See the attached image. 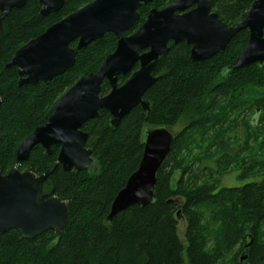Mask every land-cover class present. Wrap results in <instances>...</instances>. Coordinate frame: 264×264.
I'll use <instances>...</instances> for the list:
<instances>
[{
  "label": "trees",
  "instance_id": "1",
  "mask_svg": "<svg viewBox=\"0 0 264 264\" xmlns=\"http://www.w3.org/2000/svg\"><path fill=\"white\" fill-rule=\"evenodd\" d=\"M94 1L68 0L60 12L43 17L39 0H28L3 22L1 174L18 168L43 175L58 162L59 148L53 147L48 155L38 146L27 162L18 165L17 150L46 123L51 109L67 91L98 72L116 51L118 39L107 34L77 51L75 66L49 85L20 87L16 68H7L8 64L20 48L47 28ZM177 1L153 0L143 5L138 11L140 20L126 35L134 34L152 10ZM210 1L212 12L229 27H236L256 0ZM249 35L248 30L242 31L224 52L200 63L191 60V47L186 43H171L169 54L160 59L153 73L156 84L144 96L151 104L150 116L138 106L114 128L110 113L101 111L99 118L82 128L88 134L87 148L93 152L94 167L76 173L65 172L59 165L44 186L45 193L54 191L68 205L64 231H49L34 240L16 231L5 234L0 242V264H184L185 256L189 264H226L238 247L234 264H264V66L231 70ZM127 79L120 77L119 86ZM110 92L106 81L101 95ZM247 114L251 115L249 121ZM180 123L185 128L175 134L172 151L157 174L156 201L145 208L131 207L107 223L117 194L140 166L145 128L172 130ZM240 129L246 133L245 143L235 150L230 141L238 139L229 134ZM205 145L206 160L215 161L216 172L211 167L194 170L197 161L204 162L195 152ZM253 150H257L254 158ZM233 167L245 184L220 188V178ZM178 171L183 172L182 177L173 187ZM179 219L187 223L185 242L178 234ZM245 253L248 259L241 263Z\"/></svg>",
  "mask_w": 264,
  "mask_h": 264
},
{
  "label": "water",
  "instance_id": "2",
  "mask_svg": "<svg viewBox=\"0 0 264 264\" xmlns=\"http://www.w3.org/2000/svg\"><path fill=\"white\" fill-rule=\"evenodd\" d=\"M67 1L39 0L41 16L57 14ZM27 2L0 0V37L6 18L14 9L24 8ZM152 2L95 0L47 28L14 54L7 68H16L20 87L49 85L75 66L77 51L107 34L118 39L116 51L107 57L98 72L82 78L67 91L51 109L46 123L34 130L17 150L18 165L27 162L38 146L48 155L53 153V147L59 148L58 162L43 175L18 168L7 175L0 173V242L11 231L27 240L49 231H64L68 205L54 191L45 193L44 186L59 165L65 172L76 173L94 167L93 152L87 148L88 134L82 128L99 118L101 111L110 113L114 128L138 106L150 116L151 104L144 96L156 84L153 73L160 59L169 54L171 43H186L191 47V60L200 63L224 52L239 33L248 30V44L231 70L256 64L264 66V0H256L236 27H229L212 12L210 0H178L162 10H152L145 23L127 36L140 20L139 9ZM73 43H77L76 48L72 47ZM120 77H128L121 86ZM106 81L111 92L102 96ZM1 106L0 99V110ZM175 138L169 128H145L140 166L117 194L107 223L131 207L145 208L156 201L157 174L172 151ZM247 259L245 253L240 261Z\"/></svg>",
  "mask_w": 264,
  "mask_h": 264
},
{
  "label": "rangeland",
  "instance_id": "3",
  "mask_svg": "<svg viewBox=\"0 0 264 264\" xmlns=\"http://www.w3.org/2000/svg\"><path fill=\"white\" fill-rule=\"evenodd\" d=\"M251 119V115L247 114V120L249 121ZM185 128V124L184 123H180L178 126H176L175 128L172 129V132L174 134H178L180 133L183 129ZM245 131L244 129H240L238 131H234V132H230V136L232 138L237 137L238 140L236 139H232L230 141L231 145H234L235 150L238 148H242L244 146L245 143ZM236 140V141H235ZM257 150H253V155H251L252 157L254 156V154L256 153ZM206 145L204 146V148L202 150H198L195 152V156L199 157L200 159H202V161L204 160L203 164L200 161H197V163L195 164V171H197L196 169L203 168V167H211L213 168L214 172H216L218 170V167L215 163V161L213 160H206ZM257 157V155H256ZM254 158V157H253ZM199 160V159H198ZM182 171H178L175 173L173 180H172V186L175 187L178 183V181L181 179L182 177ZM239 170L237 169V167H233L232 170H230L228 173H226L225 175H223L220 180H219V187L220 188H229V187H237V186H242L243 184H245L244 181L239 180ZM209 175L207 174L206 179H208ZM216 179L218 178V174H216V176H214ZM215 180H210L208 182H214ZM251 181L256 182L255 179H251ZM260 181V179H257V182ZM186 230H187V223L184 219H179V223H178V234L179 237L181 238V240L183 242H185L186 240ZM261 237H262V241H264V227L262 228V233H261ZM240 247H238L232 254H230V256L226 259V264H234L233 263V255H235L238 252V249ZM184 264H189L187 257L185 256V263Z\"/></svg>",
  "mask_w": 264,
  "mask_h": 264
}]
</instances>
